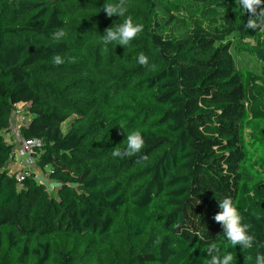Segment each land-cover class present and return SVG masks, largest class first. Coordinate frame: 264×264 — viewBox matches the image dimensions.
Listing matches in <instances>:
<instances>
[{"label":"trees","instance_id":"obj_1","mask_svg":"<svg viewBox=\"0 0 264 264\" xmlns=\"http://www.w3.org/2000/svg\"><path fill=\"white\" fill-rule=\"evenodd\" d=\"M105 2L0 0V264H209L211 243L233 264H255L264 253V32L244 27L236 0H128L126 16L143 32L105 45L104 30L125 18H109ZM58 28L67 34L59 42ZM232 35L259 71L237 66ZM21 103L31 115L21 134L42 140L35 157L57 196L6 168L15 144L3 132ZM134 130L143 152L113 158ZM224 197L252 225V249L228 244L213 219Z\"/></svg>","mask_w":264,"mask_h":264},{"label":"clouds","instance_id":"obj_2","mask_svg":"<svg viewBox=\"0 0 264 264\" xmlns=\"http://www.w3.org/2000/svg\"><path fill=\"white\" fill-rule=\"evenodd\" d=\"M236 3L248 15L244 27L255 30L256 32H264V0H236ZM128 8V0H112V2H105L103 4L102 9L109 18L113 16L125 17L123 23L115 28L110 26L104 30L102 41L105 45L115 42L116 45L122 47L128 46L132 40L143 32L144 25L142 23H134L132 16H126ZM66 35L63 28H58L53 33V39L59 42ZM52 60L55 65L64 63L63 58L59 54L54 55ZM137 62L149 70L154 71L156 68L154 64L149 65L148 57L144 53L138 55ZM145 147L146 142L141 131L134 130L127 135L126 146L124 148L119 146L114 147L111 155L113 158L122 160L130 159L142 153ZM146 159V156H141L137 160V163ZM38 182L43 184L44 180L38 178ZM50 187H54V185ZM218 206L220 211L214 215L213 219L221 225L223 236L228 244L234 247L239 245L243 250L252 249L256 242L254 234H250L252 225L243 222L244 218L233 199L231 197H224L218 201ZM258 247H264V244H260ZM206 253L210 257L209 264H233L234 257L232 253L226 252L222 254L220 248L215 243L208 245ZM248 258L250 259L251 257ZM255 264H264V253L257 251Z\"/></svg>","mask_w":264,"mask_h":264},{"label":"rangeland","instance_id":"obj_3","mask_svg":"<svg viewBox=\"0 0 264 264\" xmlns=\"http://www.w3.org/2000/svg\"><path fill=\"white\" fill-rule=\"evenodd\" d=\"M230 39L231 41L235 42L232 47V53L237 63V66L239 68H252L254 70L259 71L261 64L257 60L256 57H252L250 54H247V53L241 54L237 50V46H238L237 41L240 38L237 35H232ZM13 112L19 113V116H14L13 114L10 115L8 129L4 130L3 133H4V137L6 138L8 142L17 144L18 138L15 136L16 128L21 124L22 120L24 119L29 120L31 118V115L28 111L27 104H23V103L15 106ZM11 160L17 163L19 170H16V171L12 169L9 170L8 167H6L10 173L17 175V174L23 173L26 170H28L30 171L31 174L35 175V172H36V176H35L36 180L38 181V178L44 180V183L43 184L41 183V184L45 187V189L48 190L50 194L57 196V189H58L59 183L49 178L50 167H47L45 169H42L41 167H39L36 157H34V162L31 164V167L27 165V162H25L23 158L19 157L18 159L17 157L13 156ZM51 185H54V187H50Z\"/></svg>","mask_w":264,"mask_h":264},{"label":"built area","instance_id":"obj_4","mask_svg":"<svg viewBox=\"0 0 264 264\" xmlns=\"http://www.w3.org/2000/svg\"><path fill=\"white\" fill-rule=\"evenodd\" d=\"M14 116H19V113L12 112ZM25 120V121H24ZM21 121V124L16 128L15 136L18 138L17 144H15L13 150V156L19 159L23 158L27 165L31 167V164L34 162V157L38 150L43 147V142L40 139H28L24 138L21 134V127L26 123V119ZM16 141V140H15ZM35 172V171H34ZM30 174V171L26 170L23 173L17 174L16 177L18 180H22L24 175ZM36 176V172L35 175Z\"/></svg>","mask_w":264,"mask_h":264},{"label":"crops","instance_id":"obj_5","mask_svg":"<svg viewBox=\"0 0 264 264\" xmlns=\"http://www.w3.org/2000/svg\"><path fill=\"white\" fill-rule=\"evenodd\" d=\"M6 167H8V169L10 170V169H12V170H19V167H18V165H17V163L16 162H13L12 160H10L9 162H8V164L6 165Z\"/></svg>","mask_w":264,"mask_h":264}]
</instances>
